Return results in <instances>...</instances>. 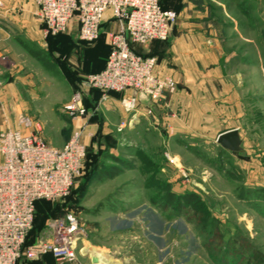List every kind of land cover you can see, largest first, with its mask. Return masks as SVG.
<instances>
[{"label": "rangeland", "instance_id": "374dc122", "mask_svg": "<svg viewBox=\"0 0 264 264\" xmlns=\"http://www.w3.org/2000/svg\"><path fill=\"white\" fill-rule=\"evenodd\" d=\"M252 12V28L240 27V37L223 48L248 56L247 61L227 62L230 72H240L231 80L236 99L218 102L227 110L215 122L192 125L203 131L192 128L171 138L162 126L154 129V108L160 103H142L140 114L138 107L126 112L121 96H114L118 104L110 110L103 109L100 99L89 105L85 78L106 52L103 33L96 42L81 44L72 20L65 33L46 38L44 46L31 43L47 68L14 43L3 45L4 53L12 51L5 63L14 64L13 79L29 97V123H19L21 133L60 149L79 130L86 149L83 174L68 195L49 203L48 213L36 210L34 232L42 230L32 241L47 238L53 220L72 215L84 230L86 249L110 256L111 264H264V24L261 9ZM238 14L244 16L242 9ZM74 94H81L87 112L79 123L64 110ZM135 116L138 123L129 122L134 128L125 127ZM231 127L239 129L237 153L216 142L217 131ZM127 151L133 155L125 163L120 158ZM112 157L120 159L114 166L119 174L99 182V166ZM168 192L194 193L201 207L196 213L189 208L176 213L164 206ZM42 257L38 263L22 256L19 264H56Z\"/></svg>", "mask_w": 264, "mask_h": 264}, {"label": "built area", "instance_id": "2783aa9c", "mask_svg": "<svg viewBox=\"0 0 264 264\" xmlns=\"http://www.w3.org/2000/svg\"><path fill=\"white\" fill-rule=\"evenodd\" d=\"M45 36L66 32L78 23V40L96 41L107 13L120 23L107 35L110 52L104 68L85 78L88 89L100 91V104L109 93H122L121 106L134 112L145 102L160 103L176 91L172 78L155 73L156 59L132 50L153 41H166L177 21L172 11L162 10L158 0H32ZM64 110L73 122L86 118L81 94H74ZM82 132L55 149L34 135L18 131L0 133V264H18L51 255L56 264H80L77 253L88 256L85 233L77 218L53 220L48 236L29 241L35 220V202H55L66 197L81 177L86 160ZM99 264V263H98Z\"/></svg>", "mask_w": 264, "mask_h": 264}, {"label": "crops", "instance_id": "0c3cea01", "mask_svg": "<svg viewBox=\"0 0 264 264\" xmlns=\"http://www.w3.org/2000/svg\"><path fill=\"white\" fill-rule=\"evenodd\" d=\"M255 3L257 7H254ZM162 5L165 10L173 11L177 15L168 41H153L142 47H133L141 54L156 59L155 70L158 76L172 78L177 84L173 94L166 95L160 104L155 105L153 115L154 129L162 126L166 134H170L166 136L171 138L173 135L189 134L196 124L215 122L214 117L219 118L222 109L227 110V107L218 105V102L236 99L233 93L235 87L231 85V80L240 72H230L227 62L232 59L247 61L248 56L227 52L223 48L229 39L240 37L237 35L240 27L246 28L249 25L252 28L254 8L261 9V24H264V0H162ZM239 9H242L244 16L238 14ZM231 10L234 12L233 16L230 14ZM36 11L37 7L32 0H0V133H21L19 123L23 120L24 123H29L25 117L29 97L27 93L24 94L23 88L18 86V81L13 79L14 64L5 63L6 56L12 55V51L10 50L9 54L4 53L2 47L12 42L28 54L31 50L41 57L39 52L30 48L31 43L44 46L46 41L44 26L38 20ZM76 26L78 30L77 22ZM119 26V21L110 13L105 15L101 31L106 43L107 35L117 32ZM109 27L111 28L108 31ZM104 56L88 74L100 69ZM37 62L40 63L38 60ZM109 97L101 104L105 110H110L114 104H118L114 96ZM89 99L93 100L92 97ZM141 106L144 107L142 104L138 106V114L144 109ZM147 106L148 104H145V107ZM136 116L128 123L126 120L125 127L134 128L129 124L138 123ZM202 129L197 126V130ZM121 130L123 131L122 128L118 129L117 133H122ZM194 130L197 131L196 128ZM232 130L239 132L237 127L221 129L217 131L216 139L221 133ZM128 155L133 154L124 152V157L120 158L125 160L122 162H129L124 159ZM129 159L134 160L131 157ZM118 163L120 162L110 160L108 164L99 166L96 179L100 182L116 178L119 173L114 166H118ZM77 258L80 264H92L90 255L83 257L77 253Z\"/></svg>", "mask_w": 264, "mask_h": 264}, {"label": "trees", "instance_id": "16d2710c", "mask_svg": "<svg viewBox=\"0 0 264 264\" xmlns=\"http://www.w3.org/2000/svg\"><path fill=\"white\" fill-rule=\"evenodd\" d=\"M159 1V5H160V7H161V9L162 10H165L164 9V7H163V5L161 4V0H158ZM101 34H102V31H101V33H100V36H99V38L100 37H102L101 36ZM60 35H62V34H58V35H55V36H51V35H48L46 38L47 39H56L57 37H59ZM98 38V39H99ZM97 39V40H98ZM104 39H105V37H104ZM96 40V41H97ZM79 41V40H78ZM95 41V42H96ZM81 44H86V45H88V44H90V43H86V42H82V41H79ZM106 45V54H105V56H104V58H103V60H102V66L100 67V69H98L97 71H95L94 73H97V72H100L103 68H104V66H105V62H106V59H107V57H108V55H109V52H110V46H109V44H108V42L105 44ZM132 50L135 52V53H137V54H139V55H142L143 57H147V56H145V55H143V54H141L137 49H135L134 47H132ZM29 54L31 55V56H33V57H35L45 68H47L48 67V65H47V63H45V61L40 57V56H38V55H36V54H34L31 50H29ZM89 96H88V98L87 99H89L90 97H92V99L93 100H91L90 101V104L89 105H91L92 104V106L94 105V104H96V102L98 101V99L101 97V92L100 91H98V90H95V89H89ZM91 95V96H90ZM108 95H112V96H121V97H125V95L124 94H122V93H109ZM86 99V100H87ZM83 100V99H82ZM90 100V99H89ZM95 106V105H94ZM93 106V107H94ZM85 107V106H84ZM86 108V107H85ZM112 160H116V161H118V159L117 158H114V157H112ZM119 162V161H118ZM94 169L92 168L91 169V171L84 177V180H83V182H84V185H86L87 184V182H88V180L91 178V176H92V174H93V171ZM72 189V188H71ZM71 191V190H70ZM168 195H167V197L164 199V206H166V207H171V208H173V210L174 211H176V213L178 212V211H182V210H184V209H187V208H189V209H192V212H194V213H196V212H198V210L200 209V207H201V205H200V200H199V197L196 195V194H194V193H186V194H182V195H175L174 193H171V192H168L167 193ZM73 196V195H72ZM72 198V197H71ZM49 203H52V202H48V201H44V200H40V201H37V202H35V212H36V210L38 209L39 211L41 210V209H45V212L46 211H48V208H47V205L49 204ZM46 207V208H45ZM46 213H48V212H46ZM179 213V212H178ZM44 216H46V215H44ZM177 216V215H176ZM34 226H35V220H34V224H33V227H32V230H31V232H30V236H29V241L31 242L33 239H35L40 233V231L42 230V228H40V230L37 232V233H35L34 232ZM42 259H46L49 263H51L52 261H53V258L51 257V255H45V256H43L42 257ZM21 260V259H20ZM20 260H19V262H18V264L20 263ZM40 260V259H39ZM38 261V260H37ZM43 261V260H42ZM41 260L38 262V263H41L42 262Z\"/></svg>", "mask_w": 264, "mask_h": 264}, {"label": "water", "instance_id": "95a60500", "mask_svg": "<svg viewBox=\"0 0 264 264\" xmlns=\"http://www.w3.org/2000/svg\"><path fill=\"white\" fill-rule=\"evenodd\" d=\"M216 142L221 148L232 153H237L241 150V139L236 130L221 133L218 135ZM91 263L98 264V261L95 257H92Z\"/></svg>", "mask_w": 264, "mask_h": 264}, {"label": "bare ground", "instance_id": "6f19581e", "mask_svg": "<svg viewBox=\"0 0 264 264\" xmlns=\"http://www.w3.org/2000/svg\"><path fill=\"white\" fill-rule=\"evenodd\" d=\"M86 253H88L89 255H93L92 257H95L98 261L99 264H111V257L108 255H104V254H92L90 250L86 249Z\"/></svg>", "mask_w": 264, "mask_h": 264}]
</instances>
